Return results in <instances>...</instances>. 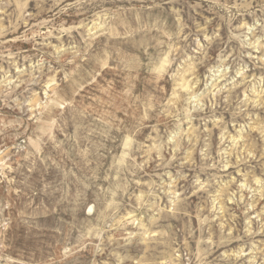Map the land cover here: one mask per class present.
<instances>
[{"label":"rangeland","instance_id":"374dc122","mask_svg":"<svg viewBox=\"0 0 264 264\" xmlns=\"http://www.w3.org/2000/svg\"><path fill=\"white\" fill-rule=\"evenodd\" d=\"M0 264H264V0H0Z\"/></svg>","mask_w":264,"mask_h":264}]
</instances>
